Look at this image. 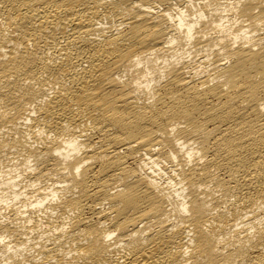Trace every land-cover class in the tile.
I'll list each match as a JSON object with an SVG mask.
<instances>
[{"label": "bare ground", "instance_id": "bare-ground-1", "mask_svg": "<svg viewBox=\"0 0 264 264\" xmlns=\"http://www.w3.org/2000/svg\"><path fill=\"white\" fill-rule=\"evenodd\" d=\"M0 264H264V0H0Z\"/></svg>", "mask_w": 264, "mask_h": 264}]
</instances>
